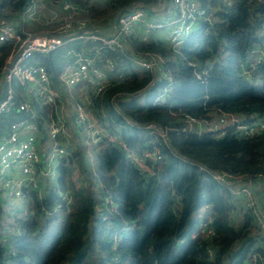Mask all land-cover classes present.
<instances>
[{
  "label": "trees",
  "instance_id": "trees-1",
  "mask_svg": "<svg viewBox=\"0 0 264 264\" xmlns=\"http://www.w3.org/2000/svg\"><path fill=\"white\" fill-rule=\"evenodd\" d=\"M72 1L83 7V0ZM132 1L155 2L110 0L102 9L85 7L82 15L106 21ZM198 1L206 7H225L220 0ZM25 2L2 0L1 13L17 11ZM262 43L264 0H233L226 12L217 13L214 22H203L185 38L178 52L168 49L157 34L146 41L128 38V51L165 58V67L172 75L171 89L165 103L153 105L152 99L168 81L161 76L150 85L151 73L131 74L99 96L97 115L101 119L107 115L110 129L136 152L147 148L149 136L141 127L143 123L155 121L165 128L175 152L167 145L162 147L160 175L171 182L159 183L139 171L116 143L99 141L94 176L101 194L112 201L103 209L107 218L102 221L94 210L93 193L77 187L70 178L71 165L74 160L80 162L79 158L73 154L63 159L57 187L40 195L30 192L25 217L18 220L21 233L12 242L14 264H212L206 252L207 240L189 238L196 228L195 218L186 207L178 213L175 194L190 199L194 212L212 219L218 234L213 245L219 261L241 264L255 251L264 256L253 216L248 211L237 213L232 198L207 172L264 173V130L238 138L229 128L224 136L215 138L209 133L183 131L180 121L183 115L204 119L216 112L234 113L248 121L254 114L264 116V60L252 67L248 64V74L240 66L247 64L253 46ZM60 54L61 50H56L40 58V63L56 73L61 67ZM4 55L5 51L0 55V68ZM117 55L122 63L126 61ZM195 57L210 64L205 80L196 79L187 64ZM3 116L1 121L7 117L8 123L13 120L12 115ZM67 190L73 199L69 206L58 194ZM205 205L207 209L202 210ZM233 215L241 219L237 225L231 221ZM175 238L185 239L176 242ZM4 255L1 244L0 264H5Z\"/></svg>",
  "mask_w": 264,
  "mask_h": 264
},
{
  "label": "built area",
  "instance_id": "built-area-1",
  "mask_svg": "<svg viewBox=\"0 0 264 264\" xmlns=\"http://www.w3.org/2000/svg\"><path fill=\"white\" fill-rule=\"evenodd\" d=\"M109 1L83 0L82 7L72 0H26L17 11L1 13L0 10V55L5 51L0 68V86L3 84L0 118L13 116L5 126L0 124V245L4 248L5 264H14L12 242L21 233L18 220L25 217L30 192L38 195L46 192L51 189V181L56 188L59 167L63 159L73 154L79 158L88 179V187L94 195V210L104 217L103 209L111 206L112 201L101 194L100 183L95 177V181L92 176L88 177L91 173L95 175V147L101 140L116 143L121 153L145 175L156 178L161 184L171 182L160 175L162 147L168 139L166 129L155 121L143 123L141 127L149 136L147 148L136 152L110 129L107 115L104 114L103 119L98 117L97 100L109 86L124 81L129 75L149 72L150 85L161 76L168 81L152 99L153 105L165 103L172 85L165 58L160 54L128 51V38L146 41L160 32L157 36L166 47L178 52L185 38L197 31L203 22H214L217 13L226 12L233 0H220L225 7L202 6L198 0H170L161 9H149V14L146 7L137 5L121 12L112 31L105 34L100 30L107 28L112 18L96 20L82 13L85 7L102 9ZM50 27L54 29H47ZM262 44L253 46L247 64H240L244 74L249 73L248 64L252 67L258 60H264ZM56 50L64 51V59L55 73L40 63V58ZM117 54L126 61L118 60L120 55ZM187 64L196 79L205 80L210 68L208 61L202 62L195 57L187 60ZM180 121L183 131L209 133L215 138L224 136L229 128H233L238 138L264 130V116L255 114L249 121L230 112H216L204 119L183 115ZM207 172L232 198L237 213L248 211L253 216L255 230L262 236L260 247L264 250V173ZM58 194L66 206L73 203L69 191H58ZM175 197L178 213L186 207L195 218L196 228L189 238H205L212 264H224L217 259L213 245L218 234L212 219L194 212L190 199L176 194ZM207 207L205 205L202 210ZM231 221L237 225L241 219L233 215ZM184 239L174 240L182 242ZM259 261L264 264V256L255 251L241 264Z\"/></svg>",
  "mask_w": 264,
  "mask_h": 264
},
{
  "label": "rangeland",
  "instance_id": "rangeland-1",
  "mask_svg": "<svg viewBox=\"0 0 264 264\" xmlns=\"http://www.w3.org/2000/svg\"><path fill=\"white\" fill-rule=\"evenodd\" d=\"M144 9H146V11H147V13L149 14V13H151L150 12V10L148 9V8H144ZM169 9H170V7H169ZM118 11V10H117ZM116 11V12H117ZM170 11V10H169ZM115 12V13H116ZM114 13V14H115ZM114 16V15H113ZM84 17H88V16H84ZM90 18V17H89ZM47 29H54V28H52V27H50V28H47ZM160 32H158L157 34H159ZM259 54V53H258ZM257 53H255V55L257 56L258 55ZM47 57V56H46ZM59 58H61V59H59L60 60V66H62V64H63V59H64V51L63 50H61V54L59 55ZM127 66H128V64H126ZM15 87H16V85H15ZM3 117H7V115H4ZM7 120V121H6ZM0 122H1V124L2 125H4V124H7L8 123V117H7V119H5L4 118V120H2L1 121V118H0ZM7 122V123H6ZM72 166V171H71V175H70V178H71V180L75 183V185L77 186V187H79V188H83L85 191H88V192H90V189H89V187H88V179L86 178V176H85V173L82 171V168H81V163L80 162H77V161H73V164L71 165ZM54 176H56V173L54 174ZM92 176V178H93V180H94V175H92V173H91V175L90 176H88L89 178ZM96 180V179H95ZM94 180V181H95ZM96 181H98V180H96ZM50 188H53L54 187V181H51L50 182V186H49ZM67 191H71V190H67ZM71 193V192H70ZM104 215V217H101V216H99L100 218H101V220L102 221H104V220H106V218H107V215H105V213L103 214ZM116 234H114V236H115Z\"/></svg>",
  "mask_w": 264,
  "mask_h": 264
},
{
  "label": "water",
  "instance_id": "water-1",
  "mask_svg": "<svg viewBox=\"0 0 264 264\" xmlns=\"http://www.w3.org/2000/svg\"><path fill=\"white\" fill-rule=\"evenodd\" d=\"M164 2L167 3V0H164ZM158 3H159V0H156V1L153 2V3H144V2H139V1H137V2H129V3L125 4L124 6H122V7H121V8H120V9L114 14V16L112 17V20H111L110 25H109L107 28L102 29V30H100V31H101L102 33H105V34L111 32L112 29L114 28L115 24H116V18H117V16H118L121 12H123V11H125V10H128V9H130V8H133V7L137 6V5L144 6V7L148 8V9H153V8H155V7L158 5ZM244 10H245L246 13L248 12V10H247L246 7H244ZM2 89H3V84H2V86H1V88H0V91H2ZM166 145H167V146H168L173 152H175V150H174V149L172 148V146L170 145L169 139H167V143H166ZM91 214H94V211H93L92 208H91Z\"/></svg>",
  "mask_w": 264,
  "mask_h": 264
},
{
  "label": "crops",
  "instance_id": "crops-1",
  "mask_svg": "<svg viewBox=\"0 0 264 264\" xmlns=\"http://www.w3.org/2000/svg\"><path fill=\"white\" fill-rule=\"evenodd\" d=\"M155 1H156V0H155ZM167 1H169V3H170V0H167ZM132 2H137V1H132ZM164 5H165L164 0H160L159 4H158L154 9H161V8L164 7ZM157 16L160 17V14H158ZM0 88H1V86H0Z\"/></svg>",
  "mask_w": 264,
  "mask_h": 264
}]
</instances>
